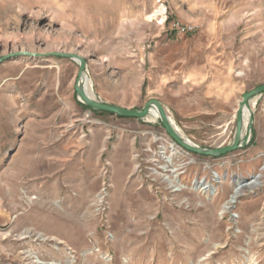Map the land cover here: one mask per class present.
I'll return each mask as SVG.
<instances>
[{
  "label": "rangeland",
  "instance_id": "374dc122",
  "mask_svg": "<svg viewBox=\"0 0 264 264\" xmlns=\"http://www.w3.org/2000/svg\"><path fill=\"white\" fill-rule=\"evenodd\" d=\"M18 52L33 54L0 64V264H264V92L251 100L249 142L205 156L155 110L90 111L78 63L50 55L84 56L98 100L159 99L185 138L226 146L242 95L264 83V0H0V57ZM248 126L245 113V137ZM28 148L40 171L12 198L6 181ZM258 174L231 202L234 177Z\"/></svg>",
  "mask_w": 264,
  "mask_h": 264
},
{
  "label": "water",
  "instance_id": "95a60500",
  "mask_svg": "<svg viewBox=\"0 0 264 264\" xmlns=\"http://www.w3.org/2000/svg\"><path fill=\"white\" fill-rule=\"evenodd\" d=\"M21 54H33L28 52H18V53H11L5 56L0 57V64L11 58L15 55H21ZM50 55H54L57 57H64L67 59H72L76 61L79 65V73H78V80L75 86V90L78 94L79 100L87 106V108L97 111H103L107 112L119 117H127V118H146L148 117L153 110L157 111V114L161 120V123L167 133L170 135V137L178 143L180 146H182L184 149H187L188 151L198 153L205 156H220L224 155L226 153H229L231 151L237 150L239 148L244 147L248 142L250 138V133L252 130L253 125V112L251 109V100L262 94L264 92V83L256 86L255 88L245 92L242 95V99L239 103V107L237 110V127L235 131V137L231 144L217 147V148H203L199 145L193 143L191 140L185 138L176 128L175 124L171 121V118L169 114L167 113V110L163 103L156 98L149 99L143 108L141 109H135V108H129L124 107L116 104H111L108 102H104L101 100H98L93 94H90L87 91L86 85H85V78L84 75H86L87 70V59L78 54V53H71V52H53L50 53ZM249 112V126H248V132L249 134L247 137L244 136V130H245V112Z\"/></svg>",
  "mask_w": 264,
  "mask_h": 264
},
{
  "label": "bare ground",
  "instance_id": "6f19581e",
  "mask_svg": "<svg viewBox=\"0 0 264 264\" xmlns=\"http://www.w3.org/2000/svg\"><path fill=\"white\" fill-rule=\"evenodd\" d=\"M84 78H85V85H86L87 91L90 94H92L91 90L87 86V82H88L87 75H84ZM245 113H247V115L249 116V112L248 111H246ZM25 152H29V155H27V156L24 155ZM177 152H179L178 148L175 147V146H172V153L171 154H168V155L165 154L164 157L166 158V160L168 162H170L172 160L173 155L175 153H177ZM21 155H22V159L20 161V164H18V166H19L18 173L15 174L12 177H8L7 178V181H6V183H7L6 186H9V189L8 190H10V193H11L12 198H15L18 195L17 184H18L19 178L22 175H24L29 170L30 175L31 176H34V175H36L40 171V168H39L37 162L35 161L34 158H32V155H33V149L32 148L31 149L28 148V150L22 152V154H20V156ZM29 167H31V169ZM163 168L165 170H167L169 168V166L168 165H165V166H163ZM176 170H177V168L171 169L172 172H175ZM261 177H262V174H258V175H255L253 178L247 180L246 178H244L242 176H239V175L235 176L234 177V180L236 181V187H235L234 193H233V195L231 197V202L234 201L241 194H243L246 191V189H248V188L250 189V188L256 187L257 185H260L262 183ZM165 178L171 184H173L174 186H178V187H181L182 188V185L177 184V177H176L175 174H165ZM194 185H195L194 186L195 188H199L200 187L204 191L205 190H210V191L215 190V187L213 186V184H211L210 182H206L205 180H198L197 179L195 181ZM2 190L5 191L6 190L5 187H3ZM26 233H27L26 236H28L29 234H31L30 231H27ZM36 262L37 263H40V264H43V262H41L39 260H36Z\"/></svg>",
  "mask_w": 264,
  "mask_h": 264
},
{
  "label": "built area",
  "instance_id": "2783aa9c",
  "mask_svg": "<svg viewBox=\"0 0 264 264\" xmlns=\"http://www.w3.org/2000/svg\"><path fill=\"white\" fill-rule=\"evenodd\" d=\"M177 29L179 32L188 33V32L193 30V26H191V25H178Z\"/></svg>",
  "mask_w": 264,
  "mask_h": 264
},
{
  "label": "trees",
  "instance_id": "16d2710c",
  "mask_svg": "<svg viewBox=\"0 0 264 264\" xmlns=\"http://www.w3.org/2000/svg\"><path fill=\"white\" fill-rule=\"evenodd\" d=\"M93 111L96 112V113H101V114L107 113V112L97 111V110H93Z\"/></svg>",
  "mask_w": 264,
  "mask_h": 264
}]
</instances>
